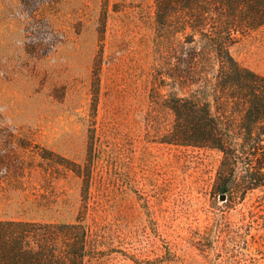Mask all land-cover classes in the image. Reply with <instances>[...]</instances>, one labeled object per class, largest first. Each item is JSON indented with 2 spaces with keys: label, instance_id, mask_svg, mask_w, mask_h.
Instances as JSON below:
<instances>
[{
  "label": "rangeland",
  "instance_id": "obj_1",
  "mask_svg": "<svg viewBox=\"0 0 264 264\" xmlns=\"http://www.w3.org/2000/svg\"><path fill=\"white\" fill-rule=\"evenodd\" d=\"M20 0H0V220L84 223L86 264H264V188L214 194L222 155L168 144L166 53L155 0H60L45 12L60 35L47 56L25 49ZM264 75V28L231 48ZM98 65L96 113L93 71ZM82 179L44 149L84 165Z\"/></svg>",
  "mask_w": 264,
  "mask_h": 264
},
{
  "label": "trees",
  "instance_id": "obj_2",
  "mask_svg": "<svg viewBox=\"0 0 264 264\" xmlns=\"http://www.w3.org/2000/svg\"><path fill=\"white\" fill-rule=\"evenodd\" d=\"M60 0H20L25 19V49L35 56L54 52L61 39L45 12ZM158 37L167 57L163 105L173 123L165 142L211 149L222 155L214 194L230 201L264 188V75L243 66L231 48L264 28V0H155ZM98 65L93 71L96 113ZM16 136L0 134V142ZM84 165L61 159L58 164L82 179L86 199L92 175V145ZM13 158L1 155L10 168ZM87 205L75 223L0 220V264H86L92 253L84 223Z\"/></svg>",
  "mask_w": 264,
  "mask_h": 264
},
{
  "label": "water",
  "instance_id": "obj_3",
  "mask_svg": "<svg viewBox=\"0 0 264 264\" xmlns=\"http://www.w3.org/2000/svg\"><path fill=\"white\" fill-rule=\"evenodd\" d=\"M221 198H222V199H225V195H221Z\"/></svg>",
  "mask_w": 264,
  "mask_h": 264
}]
</instances>
